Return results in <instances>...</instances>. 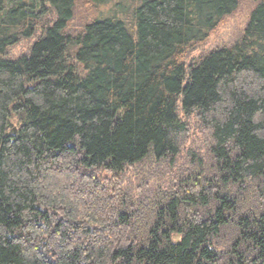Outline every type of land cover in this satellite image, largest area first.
<instances>
[{"label": "trees", "instance_id": "16d2710c", "mask_svg": "<svg viewBox=\"0 0 264 264\" xmlns=\"http://www.w3.org/2000/svg\"><path fill=\"white\" fill-rule=\"evenodd\" d=\"M251 1L0 0V264H264Z\"/></svg>", "mask_w": 264, "mask_h": 264}, {"label": "rangeland", "instance_id": "374dc122", "mask_svg": "<svg viewBox=\"0 0 264 264\" xmlns=\"http://www.w3.org/2000/svg\"><path fill=\"white\" fill-rule=\"evenodd\" d=\"M81 1V0H79ZM253 6V2L251 0H246L245 6L233 17H229L223 26H220L218 30L211 36L209 42L204 46V50L211 49L212 47L223 43L224 41H228L237 35L245 25L248 14ZM83 15L82 6L79 2L75 9V21H78L80 17ZM24 46H20L12 53V55L17 56L20 52H23ZM201 50V49H200ZM196 52L193 56L198 55Z\"/></svg>", "mask_w": 264, "mask_h": 264}, {"label": "water", "instance_id": "95a60500", "mask_svg": "<svg viewBox=\"0 0 264 264\" xmlns=\"http://www.w3.org/2000/svg\"><path fill=\"white\" fill-rule=\"evenodd\" d=\"M11 127V125H9Z\"/></svg>", "mask_w": 264, "mask_h": 264}]
</instances>
